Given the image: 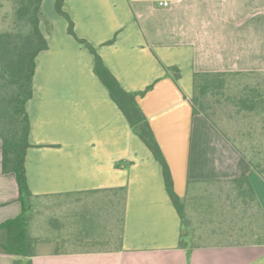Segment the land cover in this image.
<instances>
[{
    "label": "crops",
    "instance_id": "crops-1",
    "mask_svg": "<svg viewBox=\"0 0 264 264\" xmlns=\"http://www.w3.org/2000/svg\"><path fill=\"white\" fill-rule=\"evenodd\" d=\"M56 2L43 0L49 47L36 58L26 105L28 184L39 198H104L66 206L76 212L68 216L74 222L94 220V231L80 237L74 226L66 236L41 238L33 264H264V240L257 239L264 176L191 102L195 73L264 72V0H64L77 35L121 86L146 91L137 101L186 202L191 232L160 162L95 73L94 54L70 34ZM2 157L0 138V223L23 210L16 175L3 171ZM242 180L254 187L255 200ZM192 207L200 216L197 231ZM118 211L121 245L113 247L106 224ZM182 232H189L187 246L180 245ZM15 258L0 252V264Z\"/></svg>",
    "mask_w": 264,
    "mask_h": 264
},
{
    "label": "trees",
    "instance_id": "trees-1",
    "mask_svg": "<svg viewBox=\"0 0 264 264\" xmlns=\"http://www.w3.org/2000/svg\"><path fill=\"white\" fill-rule=\"evenodd\" d=\"M15 12L13 28L0 31V138L2 140V168L5 173L13 172L16 175L23 210L17 217L7 219L0 223V252L14 255V264H33L36 254V245L40 238L29 235L30 219L34 197L28 184L26 173V154L31 145L30 118L26 109L27 102L33 95V80L36 72V58L49 43L44 34L41 23L45 19L43 0H14ZM64 0H57L56 8L69 22L68 30L78 41L85 44L95 56L94 71L110 91L114 101L129 120L132 129L140 136L160 162L163 170L167 191L187 229L186 202L175 191L174 179L170 165L160 147L154 131L137 101L138 95L146 91L129 92L124 89L117 78L105 65L96 48L84 38H80L75 31V24L69 13L64 9ZM244 75L262 77L256 84L240 81L236 82L237 91L224 93V88L231 78ZM264 72L258 71H223L195 73V90L191 99L194 112L203 113L212 123L227 134L210 115L209 109L214 101L221 102L219 96L225 95V102L230 103L237 115L250 116V122L255 123V129L249 132H258L256 136L249 137L241 144L229 139L249 159L254 171L264 176ZM178 76H176V80ZM245 84V85H244ZM152 87V86H151ZM149 87V88H151ZM252 124L250 125V127ZM244 138V137H242ZM249 152V154L247 153ZM247 183L246 194L253 201L256 198L255 189L249 180L239 181ZM125 191V188H119ZM30 206V208H29ZM258 240H264V221ZM188 233L181 235L180 245L187 246L190 241ZM120 238V234L118 239ZM118 239L113 247H119Z\"/></svg>",
    "mask_w": 264,
    "mask_h": 264
},
{
    "label": "rangeland",
    "instance_id": "rangeland-1",
    "mask_svg": "<svg viewBox=\"0 0 264 264\" xmlns=\"http://www.w3.org/2000/svg\"><path fill=\"white\" fill-rule=\"evenodd\" d=\"M15 6L16 5L14 0H0V31L13 28ZM261 78L262 77H254L251 75H244L240 77L239 80L238 78H231L228 80L229 84L224 88V93L229 94L237 91L238 87L236 86V82L238 81L245 83L248 86L249 84H256V80ZM219 97L222 100L221 102L214 101V99L212 98L213 107L209 109V113L215 119L220 128L225 131L227 136L230 139L234 140L240 146L244 142L243 140H246L249 137L252 138V136H256V139H258V132H249L250 129H255L254 127H256L255 123L250 122V116L243 117L237 115L233 107H231L230 103L225 102L226 96L223 94ZM251 124L252 126L250 127ZM247 153L249 154V152ZM103 198V195L82 194L69 197H42L34 199L29 226V235L33 238L38 237L40 239L56 238L58 236H66L69 231H72L73 227L76 226V228L78 229L77 234L82 237L86 232L88 233L92 230L94 231V228L96 226L94 220L89 221L85 218H76L74 222L72 217L76 216V212H67L66 206H75L82 203V205H86L93 202L100 203ZM191 211L193 214H195L196 210L192 207ZM70 215H72V217L69 218L68 216ZM119 217L120 211H118L114 215L115 219L113 218L111 223L106 224V227H112L111 231L113 236V245H115V240H117L119 237ZM194 217L195 222L193 226L195 227L194 230L197 231L200 229V216L197 211ZM107 222L109 221L103 222L102 224L105 225V223ZM105 229L104 227H102L99 229V231ZM188 230L190 232L193 231V229H191L190 227H188ZM38 247L40 246L36 245V249Z\"/></svg>",
    "mask_w": 264,
    "mask_h": 264
},
{
    "label": "built area",
    "instance_id": "built-area-1",
    "mask_svg": "<svg viewBox=\"0 0 264 264\" xmlns=\"http://www.w3.org/2000/svg\"><path fill=\"white\" fill-rule=\"evenodd\" d=\"M163 4H164V5H168V2H164Z\"/></svg>",
    "mask_w": 264,
    "mask_h": 264
}]
</instances>
